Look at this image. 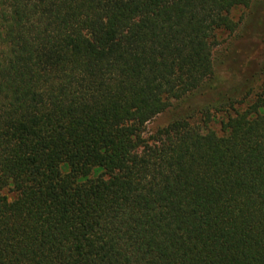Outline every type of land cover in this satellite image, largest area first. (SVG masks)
Here are the masks:
<instances>
[{
    "label": "trees",
    "instance_id": "16d2710c",
    "mask_svg": "<svg viewBox=\"0 0 264 264\" xmlns=\"http://www.w3.org/2000/svg\"><path fill=\"white\" fill-rule=\"evenodd\" d=\"M253 1L0 0V264H264V88L148 127Z\"/></svg>",
    "mask_w": 264,
    "mask_h": 264
},
{
    "label": "rangeland",
    "instance_id": "374dc122",
    "mask_svg": "<svg viewBox=\"0 0 264 264\" xmlns=\"http://www.w3.org/2000/svg\"><path fill=\"white\" fill-rule=\"evenodd\" d=\"M231 14L238 22L237 29L232 32L224 28L217 30L220 43L214 49L217 61V78L213 82L215 88H208L181 106H172L165 111H158L159 105H154L156 114L149 120V128L166 124L180 109L188 112L196 104L217 99L220 92L231 89L241 92L253 88L251 95L246 98L248 102L255 92L264 88V0H254L250 6L235 7ZM226 115L227 112L215 113L209 125L221 133V120ZM198 118L199 115L193 119Z\"/></svg>",
    "mask_w": 264,
    "mask_h": 264
}]
</instances>
